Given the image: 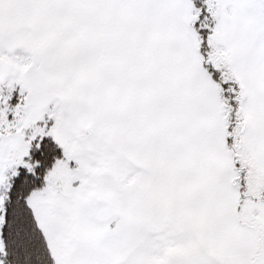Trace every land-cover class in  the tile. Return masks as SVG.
Masks as SVG:
<instances>
[{
	"label": "snow or ice",
	"instance_id": "1",
	"mask_svg": "<svg viewBox=\"0 0 264 264\" xmlns=\"http://www.w3.org/2000/svg\"><path fill=\"white\" fill-rule=\"evenodd\" d=\"M0 264H264V0H0Z\"/></svg>",
	"mask_w": 264,
	"mask_h": 264
}]
</instances>
